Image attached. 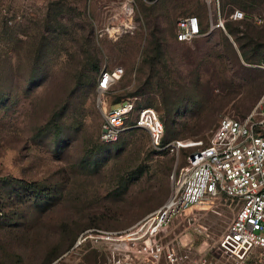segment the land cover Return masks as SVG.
I'll use <instances>...</instances> for the list:
<instances>
[{"label":"rangeland","instance_id":"1","mask_svg":"<svg viewBox=\"0 0 264 264\" xmlns=\"http://www.w3.org/2000/svg\"><path fill=\"white\" fill-rule=\"evenodd\" d=\"M221 3L227 17L238 8L251 18L210 28L204 0H0V264H103L104 241L77 238L122 229L167 199L192 148L166 142L205 144L220 116L252 109L264 90V0ZM191 14L203 31L177 40V19ZM113 66L123 73L107 102L132 97L130 122L153 106L165 126L159 144L137 127L97 138L91 87ZM209 203L184 232L197 247H214L233 214Z\"/></svg>","mask_w":264,"mask_h":264},{"label":"built area","instance_id":"2","mask_svg":"<svg viewBox=\"0 0 264 264\" xmlns=\"http://www.w3.org/2000/svg\"><path fill=\"white\" fill-rule=\"evenodd\" d=\"M209 8L208 26L225 29L227 16L221 0H204ZM234 9L229 18L243 17ZM253 20L261 22V16ZM196 15L181 16L175 35L189 41L202 32ZM123 73L121 66L105 67L92 84L99 112L98 136L101 142H115L130 127L147 130L159 144L164 124L157 110L142 105L132 122V97L107 102L109 88ZM171 152L192 148L186 163L171 174V191L155 210L119 230L92 228L81 234L76 245L94 239L104 241L103 264H245L251 258L264 263V90L243 117L220 116L209 141L176 138L166 142ZM220 200L233 210L232 217L214 247L194 245L184 233L201 214H192L198 205ZM206 210L207 208H203ZM187 221V224L184 222ZM180 224H183L180 226Z\"/></svg>","mask_w":264,"mask_h":264},{"label":"trees","instance_id":"3","mask_svg":"<svg viewBox=\"0 0 264 264\" xmlns=\"http://www.w3.org/2000/svg\"><path fill=\"white\" fill-rule=\"evenodd\" d=\"M232 12V11H231ZM230 12V13H231ZM229 13V14H230ZM191 15H195V14H191ZM197 16V15H196ZM198 17V16H197ZM199 18V17H198ZM247 18H251L250 16H248L247 14H245L244 13V15H243V17H241V18H237V19H232V18H229V17H227V19H226V21H225V27H226V23H227V20L228 19H231V20H233V21H236V20H245V19H247ZM199 20H200V24L202 25V30H203V24H202V21H201V19L199 18ZM250 26V25H249ZM175 30H176V24H175ZM256 34H255V32H249L248 34H247V37H248V40L249 41H254L255 39H257V37L255 36ZM174 37L176 38V35H175V31H174ZM41 55H42V52L37 56V58H40L41 57ZM243 58H245V59H248V57H247V55L245 54V55H243L242 56ZM90 57H85V56H80L79 58H76V60H78L77 62H79L80 64H83V65H85V64H89V65H91V67L92 68H94V69H96L97 67H98V64H97V61L95 60V61H92V62H90V60L88 61V59H89ZM97 78V77H96ZM123 98H121V99H119V100H122ZM119 100H115V101H119ZM115 101H113V102H115ZM160 116V115H159ZM161 118V117H160ZM161 120H162V118H161ZM163 121V120H162ZM163 124H164V122H163ZM136 128V127H135ZM164 128H165V126H164ZM123 133V132H122ZM106 143H108V142H106ZM206 144V143H205Z\"/></svg>","mask_w":264,"mask_h":264},{"label":"bare ground","instance_id":"4","mask_svg":"<svg viewBox=\"0 0 264 264\" xmlns=\"http://www.w3.org/2000/svg\"><path fill=\"white\" fill-rule=\"evenodd\" d=\"M204 206H207V205H198V207L197 208H200V209H203V208H206V207H204Z\"/></svg>","mask_w":264,"mask_h":264}]
</instances>
